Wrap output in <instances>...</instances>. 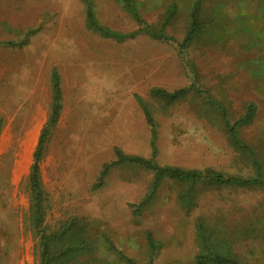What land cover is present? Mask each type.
Returning <instances> with one entry per match:
<instances>
[{"label":"rangeland","instance_id":"rangeland-1","mask_svg":"<svg viewBox=\"0 0 264 264\" xmlns=\"http://www.w3.org/2000/svg\"><path fill=\"white\" fill-rule=\"evenodd\" d=\"M86 1L116 32L158 31L168 18L172 40L104 36L87 26L85 0H0V264H40L28 175L44 127L41 231L51 264H198L208 251L264 264V0H132L143 23L121 0ZM193 12L200 30L180 47ZM53 72L61 107L48 126ZM188 86L172 101L151 93ZM136 97L155 126L158 165L260 184L163 178L154 187L150 169L123 163L96 185L114 147L151 156ZM250 102L254 119L231 141L224 116Z\"/></svg>","mask_w":264,"mask_h":264},{"label":"trees","instance_id":"trees-1","mask_svg":"<svg viewBox=\"0 0 264 264\" xmlns=\"http://www.w3.org/2000/svg\"><path fill=\"white\" fill-rule=\"evenodd\" d=\"M121 1L123 2L128 12H130V14L133 16V18L136 19L137 22L143 23L132 0H121ZM85 3H86L87 26L89 28L99 31L104 36L114 37L116 39H124L128 37H133L137 33H146V34H149L159 39L172 40V37L165 35L162 31L168 18L165 19L164 23H162L158 31H153L149 29L147 25H144L142 27H139L136 31L116 32L111 29H108L107 27L99 25L97 21L94 19L93 12L89 4V1L85 0ZM200 27H201V23L197 20V14L196 12H193L190 28L186 36L184 37L183 41L179 43V46L185 47L186 45H188L192 41V39L197 35L198 31L200 30ZM186 90L187 88H180V89L173 90V91H166L161 88H153L151 90V93L167 101H172L180 97L181 95H183L186 92ZM142 105H143V110L145 112V116L151 125V131H152L151 156L149 158H145V157L138 156V155H128V154L123 153L121 149H119L118 147H114L115 159L103 165L102 170L98 176L96 185L103 182L110 168H112L113 166L119 165V164H123V163L138 164L147 169H150L154 173V183H153L154 187L157 186L159 181L163 178H170L176 181L203 179L208 183L222 184V185H225V184H235V185L260 184V180L257 178H240V177H235V176H225L222 173L215 172L212 170L198 172L196 170L182 169V168L174 167V166L158 165L154 161V158H153L156 152V147L154 144L155 126L152 121V117L143 102H142ZM60 107H61V93H60V87H59V82H58V75L56 72H53L52 74V104H51L50 113H49V117L47 121L48 126H51L56 122L58 115H59ZM247 113H246L245 119H247L249 116V113L248 114ZM46 130H47V127H44L39 136L37 147L33 153V162L30 165V172L28 175V186L30 189V199H31L32 223L40 232V264H51V258H52L50 249H49V244H48L49 237L45 235L44 233H42L41 231L43 210H42V204H41V201H42L41 193L42 192H41L40 177H39V159H40V149L44 142V136L46 134ZM229 131H230L231 137L235 141L236 140L235 127L233 126L232 128H230ZM147 238L149 240L150 246L153 247L154 243L150 237V234L148 233H147ZM123 258L125 259L127 264H136L134 260H132L131 258L127 256H123ZM206 262H213L214 264H240L237 260L233 258L224 256L221 254H216L211 251H208L206 254H202L197 257L198 264H205Z\"/></svg>","mask_w":264,"mask_h":264},{"label":"crops","instance_id":"crops-1","mask_svg":"<svg viewBox=\"0 0 264 264\" xmlns=\"http://www.w3.org/2000/svg\"><path fill=\"white\" fill-rule=\"evenodd\" d=\"M193 40V39H192ZM180 88H187V90H186V92L183 94V95H181L180 97H178V98H181V97H183V96H185L188 92H190V90L191 89H193V86H188V87H180ZM180 88H177V89H180ZM176 89V90H177ZM195 91H197V89H195ZM136 100H137V102L139 103V105H140V107H141V111H142V114H143V116H144V119H145V123L146 124H148L149 125V130H150V143H151V151H152V131H151V125H150V123L148 122V120H147V118H146V116H145V112H144V110H143V105H142V101L140 100V99H138L137 97H136ZM176 100H177V98H176ZM145 107L147 108V106L145 105ZM148 109V108H147ZM256 110H257V108H256V105L253 103V102H250V103H248L247 105H246V107H245V109H244V112L241 114V115H239V116H237L236 118H234L232 121H229L227 118H226V116H224V121H225V125H226V127H227V131H228V135H229V137L231 138V141H234L233 140V138L231 137V134H230V128H232L233 126L235 127V137H236V142H238L237 141V139H238V136H239V130L242 128V127H244V126H247V125H249L252 121H253V119H254V116H255V113H256ZM149 111V110H148ZM249 113V116H248V118L247 119H245V117H246V113ZM150 113V112H149ZM247 113V114H248ZM204 169V168H203ZM206 169V168H205ZM204 169V170H205ZM191 170H196L195 168L194 169H191ZM204 170H196V171H198V172H203ZM199 180V179H198ZM220 186H225V185H222V184H219ZM234 185V184H233Z\"/></svg>","mask_w":264,"mask_h":264}]
</instances>
